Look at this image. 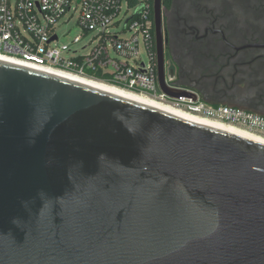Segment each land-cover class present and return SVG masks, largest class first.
I'll use <instances>...</instances> for the list:
<instances>
[{
    "label": "water",
    "instance_id": "95a60500",
    "mask_svg": "<svg viewBox=\"0 0 264 264\" xmlns=\"http://www.w3.org/2000/svg\"><path fill=\"white\" fill-rule=\"evenodd\" d=\"M0 264H264V142L0 59Z\"/></svg>",
    "mask_w": 264,
    "mask_h": 264
},
{
    "label": "built area",
    "instance_id": "2783aa9c",
    "mask_svg": "<svg viewBox=\"0 0 264 264\" xmlns=\"http://www.w3.org/2000/svg\"><path fill=\"white\" fill-rule=\"evenodd\" d=\"M123 4L135 11L118 29ZM152 5L153 0H0V57L104 81L264 136L263 114L204 102L196 90L177 84L168 70L166 85L186 94L169 96L160 88ZM74 16L79 33L60 43L59 27ZM125 32L130 35L124 37Z\"/></svg>",
    "mask_w": 264,
    "mask_h": 264
},
{
    "label": "flooded vegetation",
    "instance_id": "af4514ba",
    "mask_svg": "<svg viewBox=\"0 0 264 264\" xmlns=\"http://www.w3.org/2000/svg\"><path fill=\"white\" fill-rule=\"evenodd\" d=\"M164 70L214 105L264 115V0H161Z\"/></svg>",
    "mask_w": 264,
    "mask_h": 264
},
{
    "label": "bare ground",
    "instance_id": "6f19581e",
    "mask_svg": "<svg viewBox=\"0 0 264 264\" xmlns=\"http://www.w3.org/2000/svg\"><path fill=\"white\" fill-rule=\"evenodd\" d=\"M0 59L2 60H5V61H8V62H11V63H14V64H20V65H23V66H27L26 64L24 63H21L17 60H13V59H10V58H7V57H0ZM27 67H30V66H27ZM30 68H35V69H38V70H41V71H44V72H47V73H52V74H55V75H58L60 77H63V78H69L71 80H74L76 82H80V83H83V84H87V85H90L92 87H95L97 89H100L101 91L104 90L106 92H109L111 94H114V95H117V96H121V97H124V98H127V99H130L132 101H137V102H140L142 104H145V105H148L150 107H155L157 109H160L162 111H165L167 113H173V114H177V115H180V116H183L185 118H191L195 121H198V122H201L203 124H209V125H212V126H215L217 128H220V129H228L230 131H233L237 134H241L245 137H248L254 141H260V142H264V136L260 135V134H255L247 129H244V128H239L235 125H232L230 123H226V122H220V121H217V120H214V119H211V118H208V117H203V116H200V115H197L195 113H191V112H187L181 108H178L174 105H170L168 103H165L157 98H152V97H149V96H146L144 94H141V93H134L132 91H129L127 89H124L122 87H117V86H114V85H111V84H108L104 81H96L94 79H91L89 77H82V76H79V75H76V74H73V73H70V72H62V71H58V70H55V69H50V70H44V69H40V68H36V67H30Z\"/></svg>",
    "mask_w": 264,
    "mask_h": 264
},
{
    "label": "rangeland",
    "instance_id": "374dc122",
    "mask_svg": "<svg viewBox=\"0 0 264 264\" xmlns=\"http://www.w3.org/2000/svg\"><path fill=\"white\" fill-rule=\"evenodd\" d=\"M134 11H135V8H132V7L126 8L124 4L121 6L120 14H119V17L121 18V20L118 23V29L123 28L127 24L128 20L134 15ZM75 20H76V17L74 16L73 18L69 20L68 23H66V25H62L61 27H59L58 34L60 36L59 37L60 43H66L67 41L71 40L73 36L79 33ZM122 35L124 37H127L130 35V33L125 32V33H122ZM111 54H112V51H111ZM141 58L143 60H146V53L144 52L143 49H141Z\"/></svg>",
    "mask_w": 264,
    "mask_h": 264
},
{
    "label": "clouds",
    "instance_id": "9594fccd",
    "mask_svg": "<svg viewBox=\"0 0 264 264\" xmlns=\"http://www.w3.org/2000/svg\"><path fill=\"white\" fill-rule=\"evenodd\" d=\"M131 132V131H130ZM101 155H103V154H101ZM25 202L24 201H22V204H24ZM17 221H18V219H16V218H14L13 219V223H15V224H17ZM18 225V224H17Z\"/></svg>",
    "mask_w": 264,
    "mask_h": 264
},
{
    "label": "trees",
    "instance_id": "16d2710c",
    "mask_svg": "<svg viewBox=\"0 0 264 264\" xmlns=\"http://www.w3.org/2000/svg\"><path fill=\"white\" fill-rule=\"evenodd\" d=\"M96 78H100V77L97 75Z\"/></svg>",
    "mask_w": 264,
    "mask_h": 264
}]
</instances>
